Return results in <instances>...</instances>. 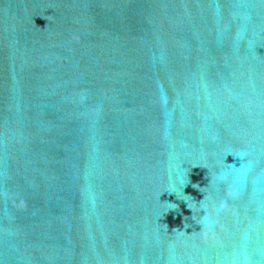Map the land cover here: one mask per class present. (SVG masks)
<instances>
[{
  "label": "water",
  "instance_id": "95a60500",
  "mask_svg": "<svg viewBox=\"0 0 264 264\" xmlns=\"http://www.w3.org/2000/svg\"><path fill=\"white\" fill-rule=\"evenodd\" d=\"M0 264H264V0H0Z\"/></svg>",
  "mask_w": 264,
  "mask_h": 264
}]
</instances>
